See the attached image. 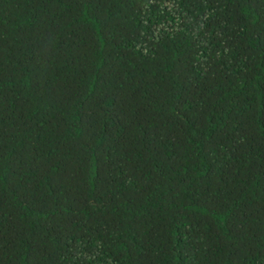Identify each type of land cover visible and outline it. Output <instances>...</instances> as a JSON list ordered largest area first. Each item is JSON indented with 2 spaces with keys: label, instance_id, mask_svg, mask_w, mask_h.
<instances>
[{
  "label": "trees",
  "instance_id": "16d2710c",
  "mask_svg": "<svg viewBox=\"0 0 264 264\" xmlns=\"http://www.w3.org/2000/svg\"><path fill=\"white\" fill-rule=\"evenodd\" d=\"M0 264H264V0H0Z\"/></svg>",
  "mask_w": 264,
  "mask_h": 264
}]
</instances>
